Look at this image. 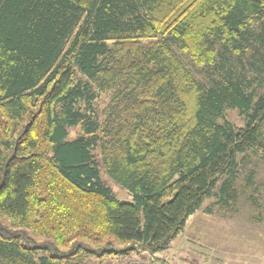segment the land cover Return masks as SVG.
Wrapping results in <instances>:
<instances>
[{"label": "trees", "instance_id": "1", "mask_svg": "<svg viewBox=\"0 0 264 264\" xmlns=\"http://www.w3.org/2000/svg\"><path fill=\"white\" fill-rule=\"evenodd\" d=\"M249 153L264 161V0H0V264L153 255Z\"/></svg>", "mask_w": 264, "mask_h": 264}, {"label": "rangeland", "instance_id": "2", "mask_svg": "<svg viewBox=\"0 0 264 264\" xmlns=\"http://www.w3.org/2000/svg\"><path fill=\"white\" fill-rule=\"evenodd\" d=\"M181 58L196 76H201L199 68L185 55ZM112 99V93L104 91L94 101L99 119L104 118ZM226 117L235 125L244 123L235 109L228 110ZM78 133V127L69 128V139ZM95 154L104 183L118 199L132 201L130 192L106 173L98 150ZM221 181L217 182L215 193L219 192ZM232 186L235 190L222 202L217 203L213 195L207 197L165 249L153 255L143 251L109 254L102 258L89 256L88 264H264V161L249 153L239 164ZM207 207L210 212H206Z\"/></svg>", "mask_w": 264, "mask_h": 264}]
</instances>
